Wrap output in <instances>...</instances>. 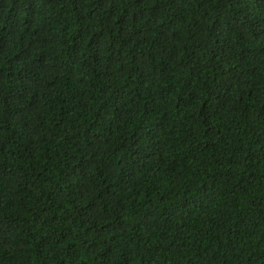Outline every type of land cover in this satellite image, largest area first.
<instances>
[{"label": "trees", "instance_id": "trees-1", "mask_svg": "<svg viewBox=\"0 0 264 264\" xmlns=\"http://www.w3.org/2000/svg\"><path fill=\"white\" fill-rule=\"evenodd\" d=\"M0 264H264V0H0Z\"/></svg>", "mask_w": 264, "mask_h": 264}]
</instances>
